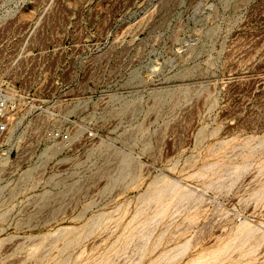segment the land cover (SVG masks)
<instances>
[{
	"label": "rangeland",
	"instance_id": "374dc122",
	"mask_svg": "<svg viewBox=\"0 0 264 264\" xmlns=\"http://www.w3.org/2000/svg\"><path fill=\"white\" fill-rule=\"evenodd\" d=\"M0 93V264H264V0H0Z\"/></svg>",
	"mask_w": 264,
	"mask_h": 264
},
{
	"label": "built area",
	"instance_id": "2783aa9c",
	"mask_svg": "<svg viewBox=\"0 0 264 264\" xmlns=\"http://www.w3.org/2000/svg\"><path fill=\"white\" fill-rule=\"evenodd\" d=\"M14 109V102L6 95L0 93V139H3L10 131L14 122ZM51 136L62 142H68L70 137L69 133L64 131L52 132Z\"/></svg>",
	"mask_w": 264,
	"mask_h": 264
}]
</instances>
